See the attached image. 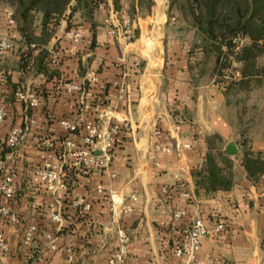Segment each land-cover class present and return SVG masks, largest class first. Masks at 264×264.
<instances>
[{
  "label": "crops",
  "instance_id": "0c3cea01",
  "mask_svg": "<svg viewBox=\"0 0 264 264\" xmlns=\"http://www.w3.org/2000/svg\"><path fill=\"white\" fill-rule=\"evenodd\" d=\"M107 3L96 11L94 26L81 13L73 16L83 29L76 48L65 35L68 17L61 19L49 43L59 53L53 64L58 75L23 69L17 30L14 48L0 54V106L9 110L0 122V179L11 166L19 173L17 195L8 199L0 192V207H10V214L0 212V230L9 244L0 264H60L69 248L76 264H116L118 253L139 264H189L175 245L196 218L208 226L218 220L226 224L202 239L197 264H264V172L252 176L243 165L241 131L247 128L248 147L264 154V76H255L248 91L227 93L226 82L213 74L214 60H197L202 51L192 49L196 31L180 28L176 16L170 17L169 0L129 13L135 34L130 41L112 32L120 20L113 0ZM130 4L123 0L128 12ZM7 33L0 23V37ZM258 63L264 66V54ZM90 72L98 82H89ZM65 79L84 84L90 94L65 91ZM36 86L47 92L39 106L27 108L16 90ZM100 101L108 108L100 126L108 130L120 122L122 142L109 165L84 174L62 148L66 131L60 119L94 121L96 111L85 104ZM31 115L36 122L29 124ZM14 125L29 127L11 151L6 139ZM45 140L51 145H41ZM211 140L233 158L229 190L208 191L195 183L193 173L205 165ZM43 151L65 161L71 180L60 202V225L50 217L56 197L34 179ZM77 194L90 200L89 210L75 204ZM179 209L186 215L176 219ZM32 224L37 230L26 243Z\"/></svg>",
  "mask_w": 264,
  "mask_h": 264
},
{
  "label": "trees",
  "instance_id": "16d2710c",
  "mask_svg": "<svg viewBox=\"0 0 264 264\" xmlns=\"http://www.w3.org/2000/svg\"><path fill=\"white\" fill-rule=\"evenodd\" d=\"M153 3L131 0L129 13L136 14L137 7L141 13L150 11ZM102 5H108L107 0H0V23L20 32L23 69L35 67L51 78L59 72L53 67L57 62L53 61L49 43L61 19L68 17L70 29L79 26L72 18L81 13L94 26L95 13ZM113 5L116 10L122 9L123 0H113ZM5 8L13 10L14 26H9ZM169 15L176 16L180 28L196 31L192 49L202 51L197 60H214L213 74L226 82L227 93L248 91L255 76H264V66L258 63L264 54V0H169ZM236 38L245 41L240 44ZM234 70L240 71L239 77L233 76ZM33 89L43 95L47 92L41 86ZM241 131L245 146L242 163L250 175L257 176L264 172V154L251 150L248 129L243 127ZM193 176L198 188L229 190L235 180L233 158L211 140L206 163Z\"/></svg>",
  "mask_w": 264,
  "mask_h": 264
},
{
  "label": "built area",
  "instance_id": "2783aa9c",
  "mask_svg": "<svg viewBox=\"0 0 264 264\" xmlns=\"http://www.w3.org/2000/svg\"><path fill=\"white\" fill-rule=\"evenodd\" d=\"M104 6V5H102ZM7 15V21L9 26H14L16 21L13 17V10L11 8H5ZM115 14L118 15L120 23L118 24V30L113 26L111 27V16L106 19V25L111 27L112 32H120L127 40H133L135 34L131 28V19L127 9L122 8L115 10ZM15 30L8 29V33L0 37V54H6L12 50L15 46L14 37ZM66 37L70 38L73 43V48H76L83 38V29L80 26L67 29L65 32ZM239 43L242 44L244 38H236ZM240 48V45L237 49ZM53 61L57 62L59 53L51 49ZM236 64V62H235ZM234 77L240 76L239 70L232 71ZM89 82H98L96 73L90 72L88 75ZM63 86L67 92H85L84 84L79 82L65 79ZM16 96L19 100L26 104L27 108H36L40 105L43 94L33 88L20 87L16 90ZM86 107L89 106L96 111V120L80 122L71 118L63 117L60 119V124L66 131V135L62 140V148L68 151L70 155L74 157V164L80 166L82 173L87 174L93 168H105L112 161L114 157L115 148L122 142L121 131L122 124L120 122H112L108 130H104L100 126V121L107 117L108 108L102 101L95 104L86 103ZM9 115V110L5 106H0V122L6 120ZM29 124L35 123V118L31 115L28 118ZM29 126L14 125L11 127L6 143L11 151H15L22 143L24 134ZM50 140L41 142V145L50 146ZM100 150V153L96 151ZM42 164L36 169L34 179L39 184L44 185L49 189L56 197L55 201L50 204V217L53 222L60 225L63 215L60 209V202L65 197L66 191L70 186V177L65 168V161L53 159V155L47 151L41 153ZM2 159L0 156V165ZM72 163V164H73ZM73 164V165H74ZM71 166V163H70ZM18 169L16 166H11L5 172L0 179V192L4 197L13 199L17 195L18 190ZM99 190H102L99 185ZM136 198V195L133 194ZM74 202L77 205H81L83 210H89L91 208L90 200L83 195L77 194L74 198ZM0 212L3 215L10 214V207L3 205L0 207ZM186 215V211L183 209L176 210L174 217L181 219ZM225 222L218 220L213 226H208L202 218H196L191 223L187 224L182 230V237L175 245V253L178 256H187L189 264H197L198 251L202 244V239L214 232H219L225 228ZM37 230V225L32 224L25 232V242L29 243L33 240L34 234ZM51 236V235H50ZM127 240L126 237H124ZM9 250V244L5 233L0 230V254ZM116 264H139L138 262L129 261L122 253H118L114 259ZM113 260V261H114ZM60 264H76L75 253L72 249H68V256L65 262Z\"/></svg>",
  "mask_w": 264,
  "mask_h": 264
}]
</instances>
